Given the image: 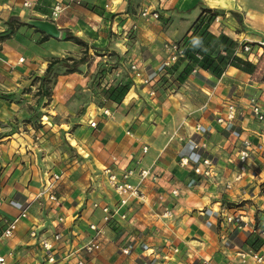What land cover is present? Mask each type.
Here are the masks:
<instances>
[{
  "label": "crops",
  "instance_id": "crops-1",
  "mask_svg": "<svg viewBox=\"0 0 264 264\" xmlns=\"http://www.w3.org/2000/svg\"><path fill=\"white\" fill-rule=\"evenodd\" d=\"M24 1L0 0V36L7 35L0 39V71L9 73L10 94L19 90L23 77L44 71L53 57L112 49L126 52L129 64L137 62L141 75L152 78L155 93L150 95L149 86L131 72L130 88L119 104L87 106L70 140L87 155L89 168L71 162L70 168L56 169L62 175L56 189L59 203L51 210L40 199L50 156L40 151L44 144L21 121L30 114L28 103L17 94H0V232L16 219L13 236L0 238V264H44V239L53 244L54 264H76L78 248L92 235L89 225L103 224L101 207L117 204L105 167L117 174L123 168L149 169L153 178L144 179L140 196L120 208L124 219L116 215L104 225L100 248L83 254L86 264H229L241 251H264L259 233L264 228V121L254 120L249 109L251 100L264 97V81L254 72L264 66V46L257 43L264 39V0H65L66 9L55 19L49 16L54 0H27L32 2L29 7ZM144 8L158 12V18L140 15ZM204 8L221 16L208 26L212 35L227 36L235 48L239 42L250 44V69L233 63L218 76L201 68L197 76L190 74L194 66L189 65L186 80L173 85V78L161 71L163 43L187 37ZM35 19L52 21L59 37L29 27L28 21ZM17 20L22 24L15 25ZM66 33L87 47L65 40ZM132 54L136 57L130 63ZM237 54L238 62L247 55ZM187 62L180 58L174 65L182 70ZM86 78L84 71L59 75L53 88L56 107L48 111L57 115L62 99L73 98ZM169 80L172 85L165 82ZM228 102L243 112L230 122H218ZM244 138L253 144L249 168L226 189ZM203 158L212 162L210 177L193 170ZM128 180L137 183L138 177ZM165 207L172 210L170 217L161 216ZM228 215L235 218L229 222ZM31 229L36 236L30 235ZM57 233L59 240L54 239ZM254 240L256 248L250 245Z\"/></svg>",
  "mask_w": 264,
  "mask_h": 264
},
{
  "label": "rangeland",
  "instance_id": "rangeland-1",
  "mask_svg": "<svg viewBox=\"0 0 264 264\" xmlns=\"http://www.w3.org/2000/svg\"><path fill=\"white\" fill-rule=\"evenodd\" d=\"M31 21L32 20L28 21V26L32 27L34 30H39L31 23ZM17 24L20 25L22 22L17 20L15 25ZM188 32H190V29ZM0 39H2V36H0ZM182 41L183 38L180 42ZM125 54L126 52L121 53L114 49L105 51L97 50L94 51L93 54L86 53L85 60L83 62H80L79 59L85 55V51H82V53H80L77 57L70 55H65L64 57H53L50 61L58 58L61 62L51 64L52 71L50 75L46 76V68L42 72H32L29 77H23L24 81L21 80L22 82L20 81V84L17 87L19 90L13 91L12 94H10L12 87L9 84V73L4 70L0 71V94L6 96V98L10 95L17 94L19 97L17 98L18 100L22 98L28 103L26 104L28 105L26 108H28L30 114L22 118L21 121H24V124L29 126V128H27V132L33 136V139L37 142L40 140V142L44 144L45 148H42L40 151L47 152L50 156V163H48V166L50 167V169H48L49 175L44 181V188L46 187V181H53L54 175H57V168H70L72 165L71 162L84 165L86 170L89 168V166L86 165L87 155H84L79 148L71 144L70 138H72L73 131L77 126H79L76 122L79 121L87 106L91 102L97 106L104 107L106 104H119L123 100L125 93L130 88L132 82L131 80L133 79V75L129 67V60ZM135 57L136 56H133V58H131L130 63L135 59ZM73 60L77 61V70L74 72L81 73L84 71L88 78H86L87 80L85 85H79V87H76L73 98L65 101L62 99V104L59 102L56 103H59L60 106L56 109L58 114L55 115V113L48 111L54 110L56 107L52 108V102L54 101V84L59 75L74 73L66 71L68 67L73 65ZM91 63L93 65V71L90 72ZM255 70V76L260 78L261 81H264V66ZM198 71L199 69L190 74H196L199 76L200 74ZM43 77H45V80H43ZM169 77L173 78L171 79L172 81H165L169 85H172V83H170L171 81L174 82L173 85L176 84L179 86V84H182L183 81L186 80L185 77L184 80L180 82L171 75H169ZM125 87H127V90L124 92ZM194 95H197L196 97H198V94L195 93ZM58 96H63V94L58 93ZM252 103L264 106V97H262L260 102L257 100H251L249 109H251ZM250 113L252 114L251 110ZM50 114L53 115V118L49 117ZM253 118L254 120H257L255 117ZM257 121L262 122V120ZM61 176L62 175H59V178L52 186V190L55 194L58 187L57 181L60 180ZM45 197L46 192L40 195V199L43 200L44 205L46 207L49 206L48 209L51 210L52 206L56 203L45 199ZM56 197L58 202L57 194Z\"/></svg>",
  "mask_w": 264,
  "mask_h": 264
},
{
  "label": "built area",
  "instance_id": "built-area-1",
  "mask_svg": "<svg viewBox=\"0 0 264 264\" xmlns=\"http://www.w3.org/2000/svg\"><path fill=\"white\" fill-rule=\"evenodd\" d=\"M69 1V3H77L78 0H66ZM24 6H31L32 2L25 0L23 2ZM67 7V3L65 0H54L51 4L50 8V18L55 19L60 13H62ZM140 15H142L145 18L152 17L154 19L158 18L159 14L156 11H149L147 8L142 9L140 12ZM221 20V16L219 14H215L210 23L209 26L213 23H218ZM132 28H135L133 26ZM259 46H264V39L257 42ZM163 50H164V58L161 62V71H164L167 76H169L168 69L171 68L180 58H184L185 55V47L182 42L180 41H166L163 43ZM238 52L247 53L245 58L243 60L251 61L253 56L252 54V48L248 42H239L237 43V47L234 50V53L236 56H238ZM221 53H224L222 51ZM198 58H200L199 54H196ZM22 61V58L19 59ZM130 69L133 75L137 76L141 83L149 86V94L154 95L155 89H154V82H152V78L145 77L141 75V72L139 71V67L137 62H132L130 64ZM198 66H194L192 68V72H196L198 70ZM251 112L253 116L257 120L264 121V110H262V107L259 104L252 103L251 105ZM106 112V110L104 111ZM242 109L240 107H237L234 102H228L226 104V111L223 115L217 117L218 122H230L236 118V116H239L242 114ZM90 126L94 127L96 126V122L90 121ZM202 147L205 146V143H200ZM241 147L237 150V170L234 173L232 177V181L227 182L225 184L226 189H230L232 186V182L240 181L245 173L247 172L249 168V160L250 155L253 151V144L252 141L249 138H244L241 141ZM147 147L144 146L142 148L143 152H146ZM180 162L182 164L187 163V159L185 157H182L180 159ZM193 170L196 174H199L203 177H210L213 175V169H212V162L209 158H203L201 161V164H196L193 167ZM108 186L113 190V192L117 196V204L112 209L108 205H103L101 207L103 212L102 217V225L98 224H90L89 229L92 231V235L90 239L84 243L80 248H78L77 252H81L80 256H77L76 258V264H86V258L83 256V254H90L93 251H96L100 248V236L104 233V225L110 223L112 219L116 215H119L120 218H125V214L123 212H119L120 208L123 206L128 205L133 199L140 196V185L141 182L144 179L153 178V175L149 169H138L136 171L133 168H123L120 174H117L111 167H105L103 169ZM134 175H137L138 181L137 183H131L128 179ZM59 178V175H54L53 181H46V187L43 189L42 193L46 192L47 199L51 202L57 203V197L55 192L52 190V186L54 182ZM41 193V194H42ZM173 195H177L178 191L176 189H173L171 191ZM97 206V204H95ZM24 216L25 213H22ZM172 215V210L165 207L162 212V217H170ZM235 217L232 215H228L226 217L227 221H232ZM62 219V218H61ZM16 229V219L10 220L6 222L5 227L0 232V238H10L13 236V233ZM259 233L262 237H264V228L259 230ZM30 235L35 236V231L31 230ZM55 240L60 239V234L57 233L54 235ZM42 248L46 252V262L44 264H54L55 258L51 254L53 244L51 241H48L46 239L42 240L41 242ZM254 262L256 264L264 263V251H262V248L259 249H250L247 251H241L239 252V259L232 261L229 264H247L248 262ZM4 262L3 256L0 255V263Z\"/></svg>",
  "mask_w": 264,
  "mask_h": 264
},
{
  "label": "trees",
  "instance_id": "trees-1",
  "mask_svg": "<svg viewBox=\"0 0 264 264\" xmlns=\"http://www.w3.org/2000/svg\"><path fill=\"white\" fill-rule=\"evenodd\" d=\"M215 14H219L218 11L204 8L196 20L192 23L190 28V34L183 38V45L185 47L184 58L187 60L186 69L178 70L175 65L168 69L167 72L173 76L177 81H183L185 76L192 68L191 66H198L199 68L209 71L211 74L218 76L226 65L239 64V68H244L246 70L249 68V62L247 60H241L240 62L236 61L237 56L234 53V46L236 45L234 41L229 39L225 35L214 36L208 31L209 23L212 17ZM2 38L7 35L2 34ZM47 35H44V38ZM65 40H71L76 44H80L87 47V43L80 39L78 36L72 33H66ZM233 48V49H231ZM225 53L222 54L221 52ZM87 51L85 55L80 57L79 61L83 62L85 60ZM200 55V58L196 56ZM236 61V62H235ZM61 62L60 59L56 58L53 61H50L46 67V76L50 75L52 71V63ZM191 65V66H189ZM66 66V65H65ZM189 68V69H188ZM77 70V61L73 60V65L66 69L67 72H74ZM45 80V77H43ZM124 92L127 90V87L124 88ZM250 245L256 248V240L250 242Z\"/></svg>",
  "mask_w": 264,
  "mask_h": 264
},
{
  "label": "water",
  "instance_id": "water-1",
  "mask_svg": "<svg viewBox=\"0 0 264 264\" xmlns=\"http://www.w3.org/2000/svg\"><path fill=\"white\" fill-rule=\"evenodd\" d=\"M31 23L37 27L40 31L46 33L49 36L52 37H59L60 32L57 29L56 25L49 20H41V19H35L32 20Z\"/></svg>",
  "mask_w": 264,
  "mask_h": 264
}]
</instances>
